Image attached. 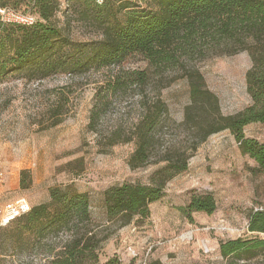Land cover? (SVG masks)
<instances>
[{
    "label": "trees",
    "instance_id": "obj_1",
    "mask_svg": "<svg viewBox=\"0 0 264 264\" xmlns=\"http://www.w3.org/2000/svg\"><path fill=\"white\" fill-rule=\"evenodd\" d=\"M1 8L17 12L24 8L22 13L35 21L29 25L4 22L0 15V81L9 74L41 81L60 74L108 70L110 74L98 88L102 106L108 97L128 88L140 90L141 114L131 136L123 140L135 143L128 161L134 168L148 160L157 131L168 115L160 97L147 102L144 91L150 70L179 68L188 91L180 125L191 143L189 148L176 145L168 149L147 183L105 189L100 221L92 215L88 193L73 184L50 187L47 201L30 204V211L0 226V264L23 262L31 255L43 258L42 264H123L117 255L101 261L104 243L116 229L148 218L150 205L164 196L167 182L187 170L197 146L213 134L228 130L240 152L255 162L254 170L264 175V140L244 133L247 125L264 124V0H104L101 4L95 0H2ZM73 23L93 37L74 39ZM207 48H222L221 55L248 51L252 65L245 82L251 103L242 110L222 113L219 98L208 88L201 71L188 65ZM133 55L141 56L148 68L121 69ZM115 68L119 70L113 72ZM98 117V111L92 110L90 124ZM117 142L109 139L108 145ZM31 182L30 172L21 170V188H28ZM216 208L213 195L202 193L192 195L182 210L191 218L195 212L212 214ZM248 231L264 235V209L250 214ZM219 252L232 259L229 264H246L264 252V238L220 241ZM127 264H134V259ZM143 264L163 263L150 259Z\"/></svg>",
    "mask_w": 264,
    "mask_h": 264
},
{
    "label": "rangeland",
    "instance_id": "obj_2",
    "mask_svg": "<svg viewBox=\"0 0 264 264\" xmlns=\"http://www.w3.org/2000/svg\"><path fill=\"white\" fill-rule=\"evenodd\" d=\"M22 10L18 13L24 14ZM71 35L78 40L93 37L77 23L71 25ZM207 49L188 65L201 71L208 88L218 96L222 113L242 110L251 103L245 82L252 65L248 51L221 55L222 48ZM146 68L147 62L139 55L130 56L121 64L123 70ZM150 71L144 91L147 102L160 97L167 105L168 115L157 131L156 146L148 160L134 168L128 161L135 143L123 140L131 136L141 114L140 90L128 88L108 97L102 106L97 94L110 74L108 70L77 76L60 74L41 81H28L18 74L2 79L0 170L6 176L0 185V204L19 198L38 204L48 200L50 187L73 184L78 191L89 194L92 215L100 221L105 189L123 183H147L151 173L163 163L168 149L176 145L189 148V136L180 125L188 102L181 71ZM94 109L99 117L92 125ZM244 133L263 141L264 124L247 125ZM109 139L119 142L109 146ZM255 167V162L240 152L228 130L209 136L189 158L187 170L168 181L164 196L150 205V216L135 219L111 234L100 251L101 261L117 255L123 264L132 258L134 264L150 259H159L163 264H229L232 259L220 255V241L264 238L263 234L248 231L250 214L264 209V175ZM23 169L30 172L32 181L25 189L20 186ZM202 193L213 195L216 210L187 217L182 208L192 195ZM22 261L15 260V264L44 263L35 255ZM245 263L264 264V252Z\"/></svg>",
    "mask_w": 264,
    "mask_h": 264
},
{
    "label": "built area",
    "instance_id": "obj_3",
    "mask_svg": "<svg viewBox=\"0 0 264 264\" xmlns=\"http://www.w3.org/2000/svg\"><path fill=\"white\" fill-rule=\"evenodd\" d=\"M95 1L101 4L104 0ZM0 15L4 22L29 25L35 21L33 16L20 14L10 8H1ZM5 176L6 173L3 170H0V185L4 183ZM30 209L31 205L25 198H19L0 204V226L8 225L17 217L30 211Z\"/></svg>",
    "mask_w": 264,
    "mask_h": 264
},
{
    "label": "crops",
    "instance_id": "obj_4",
    "mask_svg": "<svg viewBox=\"0 0 264 264\" xmlns=\"http://www.w3.org/2000/svg\"><path fill=\"white\" fill-rule=\"evenodd\" d=\"M7 202V201H6ZM5 203V202H4ZM3 204V203H2Z\"/></svg>",
    "mask_w": 264,
    "mask_h": 264
}]
</instances>
